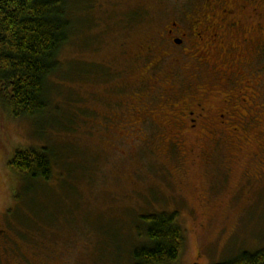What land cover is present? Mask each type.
I'll list each match as a JSON object with an SVG mask.
<instances>
[{
    "label": "rangeland",
    "instance_id": "374dc122",
    "mask_svg": "<svg viewBox=\"0 0 264 264\" xmlns=\"http://www.w3.org/2000/svg\"><path fill=\"white\" fill-rule=\"evenodd\" d=\"M69 2L75 28L47 87L53 109L34 121L0 104V264H115L136 238L138 215L160 211L178 212L179 264H216L264 246L259 20H244V131L213 118L190 130L176 123L188 87L206 92L210 109L224 105L221 59L197 69L183 52L166 57L164 46L144 45L196 0ZM33 148L48 149L49 179L11 168L15 150Z\"/></svg>",
    "mask_w": 264,
    "mask_h": 264
},
{
    "label": "trees",
    "instance_id": "16d2710c",
    "mask_svg": "<svg viewBox=\"0 0 264 264\" xmlns=\"http://www.w3.org/2000/svg\"><path fill=\"white\" fill-rule=\"evenodd\" d=\"M70 13L69 0H0V104L13 117L36 121L53 109L47 87L61 69L60 52L75 28ZM47 150L17 149L11 168L28 179H49L53 163ZM136 226L126 255L118 249L117 261H110L179 264L185 232L177 211L140 213ZM216 264H264V246Z\"/></svg>",
    "mask_w": 264,
    "mask_h": 264
},
{
    "label": "flooded vegetation",
    "instance_id": "af4514ba",
    "mask_svg": "<svg viewBox=\"0 0 264 264\" xmlns=\"http://www.w3.org/2000/svg\"><path fill=\"white\" fill-rule=\"evenodd\" d=\"M249 19L259 20V32L264 33V0H196L191 14L174 18L155 43L144 45L146 52L159 49L158 46L162 51L164 46L166 57L183 52L197 69L205 64L213 67V62L221 59L226 82L219 94L224 98V105L210 109L205 102L206 92H202L203 98L200 92L193 93L188 87L181 116L175 121L181 127L185 124L190 130H198L213 118L214 124L225 131L230 129L236 134L244 131L242 110L244 101L248 100L244 99V20ZM186 22H189L188 29L183 27ZM159 63L153 61L151 68L160 66ZM233 76L237 79L234 84Z\"/></svg>",
    "mask_w": 264,
    "mask_h": 264
}]
</instances>
